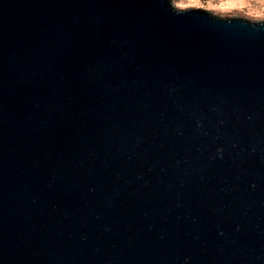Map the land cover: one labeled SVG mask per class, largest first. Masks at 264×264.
Returning a JSON list of instances; mask_svg holds the SVG:
<instances>
[{"label": "water", "instance_id": "1", "mask_svg": "<svg viewBox=\"0 0 264 264\" xmlns=\"http://www.w3.org/2000/svg\"><path fill=\"white\" fill-rule=\"evenodd\" d=\"M0 264H264V22L0 0Z\"/></svg>", "mask_w": 264, "mask_h": 264}, {"label": "rangeland", "instance_id": "2", "mask_svg": "<svg viewBox=\"0 0 264 264\" xmlns=\"http://www.w3.org/2000/svg\"><path fill=\"white\" fill-rule=\"evenodd\" d=\"M228 0H168L170 6L177 10H203L220 19H242L251 23L264 22V0L245 1L241 6L227 7Z\"/></svg>", "mask_w": 264, "mask_h": 264}, {"label": "bare ground", "instance_id": "3", "mask_svg": "<svg viewBox=\"0 0 264 264\" xmlns=\"http://www.w3.org/2000/svg\"><path fill=\"white\" fill-rule=\"evenodd\" d=\"M261 1H263V0H261ZM244 3H245V1H241V0H228V1L225 2L226 6L230 7V8H232L233 6L234 7L238 6V5L241 6Z\"/></svg>", "mask_w": 264, "mask_h": 264}]
</instances>
